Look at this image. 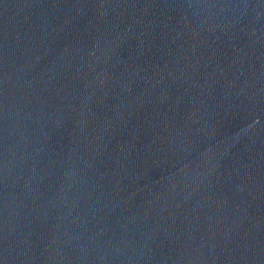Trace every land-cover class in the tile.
I'll list each match as a JSON object with an SVG mask.
<instances>
[{
	"label": "water",
	"instance_id": "95a60500",
	"mask_svg": "<svg viewBox=\"0 0 264 264\" xmlns=\"http://www.w3.org/2000/svg\"><path fill=\"white\" fill-rule=\"evenodd\" d=\"M0 264H264V0H0Z\"/></svg>",
	"mask_w": 264,
	"mask_h": 264
}]
</instances>
